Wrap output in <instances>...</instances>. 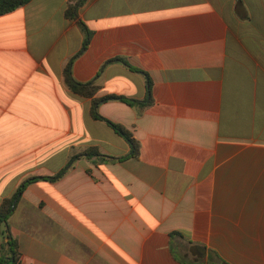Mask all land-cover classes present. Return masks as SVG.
I'll return each mask as SVG.
<instances>
[{
	"label": "crops",
	"instance_id": "obj_1",
	"mask_svg": "<svg viewBox=\"0 0 264 264\" xmlns=\"http://www.w3.org/2000/svg\"><path fill=\"white\" fill-rule=\"evenodd\" d=\"M78 1L0 16V205L89 148L131 152L64 81ZM78 20L72 73L97 98L144 101L151 81L148 106L99 108L140 153L31 183L8 220L19 264H264V0H85Z\"/></svg>",
	"mask_w": 264,
	"mask_h": 264
},
{
	"label": "trees",
	"instance_id": "obj_2",
	"mask_svg": "<svg viewBox=\"0 0 264 264\" xmlns=\"http://www.w3.org/2000/svg\"><path fill=\"white\" fill-rule=\"evenodd\" d=\"M30 1L31 0H0V16L12 12L21 6L26 5ZM84 2L85 0L78 1L75 5L70 6L68 10L66 11V16L68 18L77 19L79 26L85 33V39H84V43H83V47L81 51L78 54H76L74 57H72L67 63L64 69V81L66 85L68 86V88L74 93L80 96L92 99V106H91L92 118L95 120L103 121L110 128H112L121 138H123L130 145L131 152L130 154H128L127 156L123 158H112V157L101 154V152L97 148H89L88 150H85L84 152L73 156L69 164L63 170H61L54 176H51V177L36 176V177H30L26 179L19 186L17 191L14 193V195L12 197L5 198L2 204L0 205V227L2 226L5 227V230L0 231V233L5 235V239H6L5 242H2L0 244V264H19L20 263L19 245H18V242L13 238L10 232L8 220L10 216L14 213L18 201L21 199L27 187L31 183L37 182L40 180L56 182L62 179L70 171L71 167L73 166V163L77 159L82 158V157H88V158L97 157L103 161L105 160H108V161H118L119 160L120 161L124 158L138 157L140 153V142L134 136V134L122 124L113 122L105 118L104 116H102L99 112V108L103 103L110 102V101H121L132 107L148 106L152 102L151 81L148 80L147 98L144 101H139V100L123 97V96H118L115 94L97 98L96 95L99 90V87L95 85L94 82H89V83L78 82L73 76L72 69H73L74 61L81 53H83L88 48L91 38H92V31L89 30V28L83 21L78 20V9ZM113 62H121L135 71H140L137 68L131 67L128 64V62L124 58H121V57L113 58L107 61L106 64L113 63ZM223 264H227V263L223 261Z\"/></svg>",
	"mask_w": 264,
	"mask_h": 264
},
{
	"label": "rangeland",
	"instance_id": "obj_3",
	"mask_svg": "<svg viewBox=\"0 0 264 264\" xmlns=\"http://www.w3.org/2000/svg\"><path fill=\"white\" fill-rule=\"evenodd\" d=\"M4 230H5L4 226L0 227V231H4ZM0 239L2 240V242H4L5 241V235L0 233ZM181 249H183V252H181V256L183 259H185L186 261H194V258H191L190 256L187 255L188 250H187V246L185 244H183L181 246Z\"/></svg>",
	"mask_w": 264,
	"mask_h": 264
},
{
	"label": "water",
	"instance_id": "obj_4",
	"mask_svg": "<svg viewBox=\"0 0 264 264\" xmlns=\"http://www.w3.org/2000/svg\"><path fill=\"white\" fill-rule=\"evenodd\" d=\"M201 250H203V252L205 251V248H199ZM200 257H202V254L199 255Z\"/></svg>",
	"mask_w": 264,
	"mask_h": 264
}]
</instances>
